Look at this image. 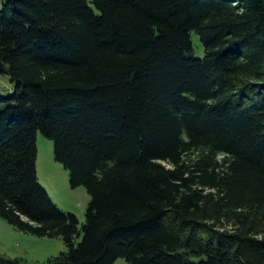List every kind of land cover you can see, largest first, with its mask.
I'll return each instance as SVG.
<instances>
[{
  "label": "trees",
  "instance_id": "trees-1",
  "mask_svg": "<svg viewBox=\"0 0 264 264\" xmlns=\"http://www.w3.org/2000/svg\"><path fill=\"white\" fill-rule=\"evenodd\" d=\"M0 74V218L62 240L39 264H264V0H1Z\"/></svg>",
  "mask_w": 264,
  "mask_h": 264
},
{
  "label": "rangeland",
  "instance_id": "rangeland-1",
  "mask_svg": "<svg viewBox=\"0 0 264 264\" xmlns=\"http://www.w3.org/2000/svg\"><path fill=\"white\" fill-rule=\"evenodd\" d=\"M191 40L192 54L202 57L203 51L194 33L191 35ZM11 86L8 77L0 74V93L10 94ZM35 146V172L38 183L60 211L74 214L80 227L84 222V212L89 199L84 187L70 188L68 171L53 160L51 140L36 132ZM64 250V244L59 237L46 238L25 234L12 228L0 218V254L21 257L26 264H39ZM113 264H126V262L123 258H117Z\"/></svg>",
  "mask_w": 264,
  "mask_h": 264
}]
</instances>
